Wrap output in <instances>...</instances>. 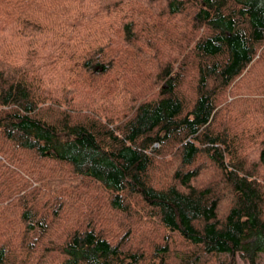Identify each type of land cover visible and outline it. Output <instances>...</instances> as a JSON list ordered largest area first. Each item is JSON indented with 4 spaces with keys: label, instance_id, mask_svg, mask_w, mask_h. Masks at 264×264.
I'll use <instances>...</instances> for the list:
<instances>
[{
    "label": "trees",
    "instance_id": "16d2710c",
    "mask_svg": "<svg viewBox=\"0 0 264 264\" xmlns=\"http://www.w3.org/2000/svg\"><path fill=\"white\" fill-rule=\"evenodd\" d=\"M264 0H0V264H257Z\"/></svg>",
    "mask_w": 264,
    "mask_h": 264
},
{
    "label": "rangeland",
    "instance_id": "374dc122",
    "mask_svg": "<svg viewBox=\"0 0 264 264\" xmlns=\"http://www.w3.org/2000/svg\"><path fill=\"white\" fill-rule=\"evenodd\" d=\"M237 264H249L247 261H244L240 256H237ZM257 264H264V254H260L257 258Z\"/></svg>",
    "mask_w": 264,
    "mask_h": 264
}]
</instances>
